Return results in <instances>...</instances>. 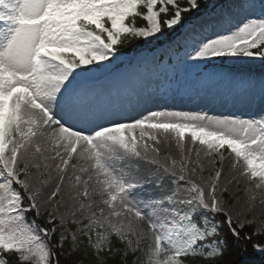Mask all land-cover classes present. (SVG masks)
Returning a JSON list of instances; mask_svg holds the SVG:
<instances>
[{
    "label": "snow or ice",
    "instance_id": "obj_1",
    "mask_svg": "<svg viewBox=\"0 0 264 264\" xmlns=\"http://www.w3.org/2000/svg\"><path fill=\"white\" fill-rule=\"evenodd\" d=\"M202 7L207 0H0V264H60L68 199L76 202L70 222L82 225L98 264L113 252V236L141 251L143 264H220L230 242L264 256V231H245L251 224L218 196L221 170L207 191L193 179L204 170L201 153L216 164L227 152L256 190L251 200L261 194L264 205V78H233L240 99L259 96V116L152 111L145 105L159 103L160 92L91 86L137 40L169 39L185 64L264 63V0L213 4L198 20L185 15ZM161 136L175 139L179 161L160 157ZM197 144V167L189 168L186 147ZM124 157L154 165L156 187L167 179V191L140 198L144 183L117 167ZM93 195L104 197L107 214L92 211Z\"/></svg>",
    "mask_w": 264,
    "mask_h": 264
},
{
    "label": "rangeland",
    "instance_id": "obj_2",
    "mask_svg": "<svg viewBox=\"0 0 264 264\" xmlns=\"http://www.w3.org/2000/svg\"><path fill=\"white\" fill-rule=\"evenodd\" d=\"M218 1L207 0L209 5L207 10L211 9V6ZM207 10H204L202 7L200 13L194 16V18L198 20ZM160 52H164L165 57H168L169 52L166 48L161 47L151 55L146 53L140 60L124 59L114 73L107 75L98 74L91 81V86L97 88L102 93L108 89L116 88L120 90L143 89L147 92H160L162 95L159 103L145 105V108L152 111L200 112L206 113L209 116L228 115L231 113L259 116L261 112L259 96L257 95L254 103L248 104L239 98L241 94L237 92L233 84V78H251L257 82L264 78V63H261L259 59L235 65L229 63L221 65L218 62H214L215 65L206 70L203 75L195 77L193 76L196 71L193 65L194 62L185 64L178 62L176 59V63L182 68L184 76L177 80L176 84L168 85L170 83V76L166 64L156 67L154 71L144 70L142 65L145 64H141V61H144L146 65L150 63L149 65L156 66ZM121 74L126 79L121 80ZM163 93H166V95ZM104 101L105 97L103 95L98 97L99 103H103ZM136 134L139 136L138 131ZM159 139L161 142L156 147L160 149V157L171 156L179 161L182 152L175 139L170 136H161ZM149 143L151 144L152 142ZM199 147L198 144L196 146L187 145L186 147V151L189 154V168L197 167L193 148ZM233 163L234 158L227 152L223 162H217L216 164L211 163L210 158L205 157L201 153L199 164L203 165L204 170L201 172L199 167H197V172L193 176V179L207 191L210 177H213L215 171L220 169L222 175L217 194L221 199L225 200L227 210L232 213L234 219L239 216L241 220L254 223L256 228L261 231L264 229V205L259 202L262 198L261 194H257L256 201L251 200V196L256 190L253 188L251 192L249 191V188L252 187L251 183L239 175V169L234 168ZM117 167L127 173L130 178H136L144 183L145 187L143 193L140 194V198H146L151 194L167 191L169 187L167 179L164 180L160 188L156 187L161 174L154 165L146 163L143 159L124 157L117 163ZM224 187L227 188V192H224L226 196L220 191ZM103 198L101 195H93L91 197V201L94 203L92 211L98 215L101 208L104 209L105 214L109 211L101 202ZM85 202L87 203V201ZM75 203L71 199H68L65 206L61 208V212L65 216L63 233L65 235L70 234L72 237L75 235L77 238L81 232L82 225H77L74 229L66 226V223L72 219L70 212L73 210ZM41 211L47 212V209L42 207ZM76 219L79 221L82 217L78 214ZM84 222H87L86 219ZM129 238L133 240V246H135V237ZM127 250L133 252L128 247Z\"/></svg>",
    "mask_w": 264,
    "mask_h": 264
},
{
    "label": "trees",
    "instance_id": "obj_3",
    "mask_svg": "<svg viewBox=\"0 0 264 264\" xmlns=\"http://www.w3.org/2000/svg\"><path fill=\"white\" fill-rule=\"evenodd\" d=\"M227 0H219L216 5H224ZM208 8H204L207 10ZM211 10V9H210ZM209 10V11H210ZM208 11V10H207ZM186 16H196L198 13L196 10H193L191 14H185ZM145 22L141 19L137 20L138 26H143ZM171 42L169 39L162 38L156 41L158 45H166V43ZM156 46V45H155ZM154 46V47H155ZM154 47H151L150 44H146L143 40L134 41L128 47L124 48L123 51L126 57L133 58H141L143 54L146 52H153L155 50ZM170 51V63H169V71L174 75V79H177L181 76V72L178 69L175 61L173 62V58H176V52H183V48L176 49L174 47H168ZM161 62L164 60V56H160ZM196 65H200V70L197 71L196 74L202 73V71L211 66L212 64H205L203 62L195 63ZM226 196V193H224ZM47 216V213H43V217L37 220V223L43 224L44 218ZM33 218L32 214L28 215V220L31 221ZM251 227L246 228L245 231L251 233L253 230L260 231L256 228L254 223H250ZM66 226L71 227L72 229L76 228V224H72L70 221L66 223ZM65 227V226H64ZM63 228H59L57 232V238H59L61 232L63 233ZM261 231H264L261 230ZM64 234V233H63ZM256 237H253L252 242H256ZM55 243V241H53ZM77 248L73 250V239L72 235L64 234V243L62 248L56 249V254L59 257L60 264H98L97 257L94 254L92 247L89 245L87 239L83 236L82 232L78 234L77 240ZM111 247L113 252L111 254L102 253L101 259L104 260L105 264H143L144 255L141 251L130 252L127 250L126 241L121 242L115 236L111 238ZM185 264H192L191 258L185 262ZM194 264H205V262L196 258ZM220 264H264V256H262L259 252L254 250L251 247V243L245 245L236 246L234 242H230L228 248L225 250L223 257L220 260Z\"/></svg>",
    "mask_w": 264,
    "mask_h": 264
}]
</instances>
